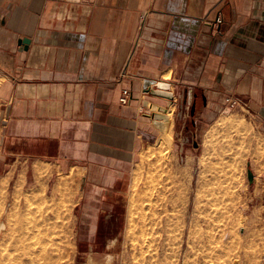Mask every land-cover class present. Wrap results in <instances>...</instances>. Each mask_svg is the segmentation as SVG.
Listing matches in <instances>:
<instances>
[{
	"label": "crops",
	"instance_id": "crops-1",
	"mask_svg": "<svg viewBox=\"0 0 264 264\" xmlns=\"http://www.w3.org/2000/svg\"><path fill=\"white\" fill-rule=\"evenodd\" d=\"M146 80L186 94L190 106L203 100L195 126L237 96L264 133V0H0L8 148L28 143L34 150L20 154L64 169L78 154L62 150L79 142L107 151L136 140L152 129L145 102L169 106L144 91ZM125 88L129 105L120 103ZM260 187L264 205V180Z\"/></svg>",
	"mask_w": 264,
	"mask_h": 264
},
{
	"label": "rangeland",
	"instance_id": "rangeland-1",
	"mask_svg": "<svg viewBox=\"0 0 264 264\" xmlns=\"http://www.w3.org/2000/svg\"><path fill=\"white\" fill-rule=\"evenodd\" d=\"M182 102L169 106V128L150 117L151 130L107 151L103 142L83 141L62 150L78 154L64 169L20 154L34 150L28 143L8 148L0 126V264H56L60 245L68 264H262L264 133L242 108H223L195 126L201 99L184 123ZM181 131L191 137L183 153ZM24 244L56 261L33 255L31 262Z\"/></svg>",
	"mask_w": 264,
	"mask_h": 264
},
{
	"label": "water",
	"instance_id": "water-1",
	"mask_svg": "<svg viewBox=\"0 0 264 264\" xmlns=\"http://www.w3.org/2000/svg\"><path fill=\"white\" fill-rule=\"evenodd\" d=\"M30 44H31V41L29 39L25 38L21 40V45H23L24 50H29ZM157 83L158 82L156 81L146 80L144 83V91L149 94L164 97L170 101V105L173 104L175 100V93L173 91H170L168 86H167L168 88H164V87L159 86ZM183 98H184V102H187L186 94L183 95ZM145 106H149V102L146 101ZM169 106H158L154 104L151 106V111H148L146 115L151 117L153 120V123L159 128L166 127L167 120H168L167 113L169 110ZM195 109H196V103L192 105V110H191L192 116L195 114ZM248 179L251 184L255 180V175L251 169L248 170Z\"/></svg>",
	"mask_w": 264,
	"mask_h": 264
},
{
	"label": "bare ground",
	"instance_id": "bare-ground-1",
	"mask_svg": "<svg viewBox=\"0 0 264 264\" xmlns=\"http://www.w3.org/2000/svg\"><path fill=\"white\" fill-rule=\"evenodd\" d=\"M157 84H158L159 86H161V87H164V88H168V87L170 88V85L167 84V83H165V82H158ZM167 86H168V87H167ZM175 97H176V96H175ZM171 105H172V104H171ZM171 105H170V106H171ZM172 107H173V106H172ZM172 107H171V109H170V107H169V110H170V111L168 110V113H167V114H168V120H167V125H166L167 127L172 125V119H171V114H172V111H173V110H172ZM168 128H169V127H168ZM165 130H166V129H165ZM164 132H165V131H164ZM36 162H37V161H36ZM38 162H39V161H38ZM36 164H37V163H36ZM39 164H40V163H39ZM39 164H37V166H35V169H36V172H37V173H36V175H37V179L35 178V180H40V179L43 178L42 176H43L44 170H43L42 165H39ZM42 164H43V162H42ZM46 166H47V165H46ZM33 169H34V168H33ZM45 169H46V168H45ZM72 169H73V168H72ZM71 171H72V170H71ZM72 174H73V173H72ZM72 174H71V175H72ZM71 175H70V177H71ZM35 177H36V176H35ZM59 181H60V180H59ZM62 181H63V180H62ZM68 181H69V180H68ZM57 182H58V181H57ZM65 182H67V180H65ZM67 184H68V183H67ZM3 189H5V181H4V180H3V182L1 183L0 198H1V196L3 195ZM66 206H67V205H66ZM66 208H67V207H66ZM67 210H68V209H67ZM153 225H154V224H153ZM4 227H5V224H4V223H0V231H1ZM142 227H143V226H142ZM136 230H137V229H136ZM129 231H130V230H129ZM140 231H141V230H140ZM140 231H139V232H140ZM135 232H136V231H135ZM141 232H142V231H141ZM134 234H136V233H134ZM140 234H141V233H140ZM58 235H59V234H58ZM144 235H145V234H144ZM59 236H61V235H59ZM139 236L141 237V235H139ZM134 237H137V235L134 236ZM134 237L132 238L133 240L137 239V238H134ZM58 239H59V238H58ZM138 239H139V238H138ZM53 240H54V239H53ZM140 240H141V239H140ZM45 241H46V240H45ZM45 241H44V242H45ZM50 241H51V240H50ZM51 242H52V241H51ZM53 242H54V241H53ZM53 242H52V243H53ZM55 242H56V241H55ZM55 242H54V244H55ZM61 242H62V240H61ZM49 243H50V242H49ZM49 243H46V244H49ZM134 243H136V242H134ZM134 243H133V244H134ZM44 244H45V243H44ZM50 244H51V243H50ZM54 244L51 245V248H52V246H53ZM136 244L138 245V243H136ZM141 244H142V243H141ZM24 246H25V252H26V254H27V256H28V258L30 259L31 262L33 261V257H32L33 255H37V257L42 258V260H44L43 258H49V259L52 260V261H53L54 259H55V261H56V256H57L58 259H57V261L55 262L56 264H68L65 260H63V257H64V256H63V251H65V250H63V249L60 248L61 245H60V247L57 245V246L59 247V248L57 249V250L59 251L58 255H57V250H56V256L51 255V256H54V257H55L54 259H51V256H50L51 253H49L50 250H51L50 248H49L50 250L48 251L50 257H49V256H46V257H42V256H41V255H44L43 252H44V253L47 252V250H46V252L43 251V248L45 247L44 245H43L44 247L41 249L43 252H41V251H38V252H37L36 250H34V249L36 248L34 244H33L32 246H31V245H27V246H26V245L24 244ZM41 246H42V245H41ZM55 246H56V244H55ZM57 246H56V248H57ZM140 246H141V245H140ZM140 246H139V247H140ZM48 247H49V246L46 245L45 249H46V248L48 249ZM134 247H135V246H134ZM134 247H133V248H134ZM54 248H55V247H54ZM136 248H137V247H136ZM141 248H142V247H141ZM45 249H44V250H45ZM134 249H135V248H134ZM53 250H54V249H53ZM53 250H52V252L55 253V251H53ZM135 250H136V249H135ZM41 253H42V254H41ZM46 255H47V253H46ZM52 258H53V257H52ZM107 258H109V257H107ZM49 259H48V260L45 259V260H47V261L44 260V262H46V263H47L48 261L50 262ZM41 262H42V261H41ZM49 262H48V263H49ZM53 262H54V261H53ZM53 262H51V264H52ZM110 262H111L110 259H108L107 261H103V263L100 261V262L97 263V264H110ZM111 263H112V262H111ZM42 264H43V262H42ZM44 264H45V263H44ZM49 264H50V263H49ZM93 264H96V263H93Z\"/></svg>",
	"mask_w": 264,
	"mask_h": 264
},
{
	"label": "built area",
	"instance_id": "built-area-1",
	"mask_svg": "<svg viewBox=\"0 0 264 264\" xmlns=\"http://www.w3.org/2000/svg\"><path fill=\"white\" fill-rule=\"evenodd\" d=\"M145 19H146V16H143L142 18V23L145 22ZM132 97H133V92L131 89H128V88H125L122 90V93H121V97H120V103L122 105H129L132 101ZM177 98H180V100H183V94L178 96V97H175V100H177ZM179 109H180V112L178 113L179 115V118L181 120L184 121V123L186 122L188 116H189V111L191 110V106L187 103V102H182L180 105H179ZM247 106V103L237 97V96H229L227 99H226V103H225V106H224V110L225 112L226 111H229V110H234V109H238V108H243ZM190 117V116H189ZM183 132L181 131L180 133L177 134V138L180 142V145H181V153L184 152V146L186 145V143H190L191 142V137H189L188 135H183L182 134Z\"/></svg>",
	"mask_w": 264,
	"mask_h": 264
}]
</instances>
